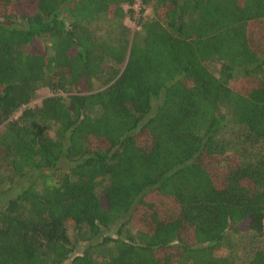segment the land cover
Wrapping results in <instances>:
<instances>
[{
	"label": "trees",
	"instance_id": "obj_1",
	"mask_svg": "<svg viewBox=\"0 0 264 264\" xmlns=\"http://www.w3.org/2000/svg\"><path fill=\"white\" fill-rule=\"evenodd\" d=\"M134 2L0 0V264H264V0Z\"/></svg>",
	"mask_w": 264,
	"mask_h": 264
},
{
	"label": "rangeland",
	"instance_id": "obj_2",
	"mask_svg": "<svg viewBox=\"0 0 264 264\" xmlns=\"http://www.w3.org/2000/svg\"><path fill=\"white\" fill-rule=\"evenodd\" d=\"M138 12H139V6H138V4H137V5H134L133 14H132L129 18H125V19L122 20V22H123L126 26H128V28H129V30H130V33L139 29V28H138V25H137V23H136V21H137V19H138V16H139V15H138ZM150 15H151V9H150V7L145 8L144 12L142 13V16L147 17V16H150ZM112 26H113V24H112ZM100 30H101V29H100ZM107 30H110V28L107 29ZM103 31H104V30H101V32H103ZM103 33H104V32H103ZM216 68H217V65H212V66H211V70H212L213 73L215 72ZM49 95H51V92H49L46 88H40V89H38V90H37V93H36V97H35V99L32 100V101L29 103V106H32V105H38V104L40 103V101H41L42 98H44V97H46V96H49ZM18 111H19V110H18ZM18 111H17L16 113H14L13 117H16V116H17ZM2 129H3L2 126H0V131H1ZM0 184H1V183H0ZM22 185H25V183H22ZM4 187H5V184L0 185V191H2ZM9 193H10V192H9ZM12 193H14V191H13ZM12 193H11V194H12ZM67 233H68V236H69L70 241H72L73 244L75 243V249H76V250L81 249V248L83 247V245H84V242H82V241H80V240L75 242L74 237H73L72 230H71L70 228L67 229ZM107 233H108L109 235H112V231H109V232H107Z\"/></svg>",
	"mask_w": 264,
	"mask_h": 264
},
{
	"label": "built area",
	"instance_id": "obj_3",
	"mask_svg": "<svg viewBox=\"0 0 264 264\" xmlns=\"http://www.w3.org/2000/svg\"><path fill=\"white\" fill-rule=\"evenodd\" d=\"M138 3H139V0H135V2H134V4H133L132 8L134 9V5H137Z\"/></svg>",
	"mask_w": 264,
	"mask_h": 264
}]
</instances>
